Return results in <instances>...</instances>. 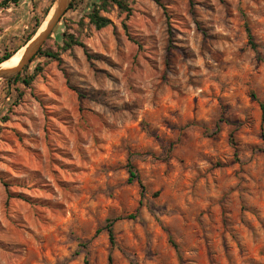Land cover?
<instances>
[{"label": "rangeland", "instance_id": "374dc122", "mask_svg": "<svg viewBox=\"0 0 264 264\" xmlns=\"http://www.w3.org/2000/svg\"><path fill=\"white\" fill-rule=\"evenodd\" d=\"M56 1L0 9V57ZM99 2L75 0L31 86L0 81V264H264V0H130L97 30Z\"/></svg>", "mask_w": 264, "mask_h": 264}, {"label": "trees", "instance_id": "16d2710c", "mask_svg": "<svg viewBox=\"0 0 264 264\" xmlns=\"http://www.w3.org/2000/svg\"><path fill=\"white\" fill-rule=\"evenodd\" d=\"M21 1L22 0H1L0 1V9L7 8L11 4L18 5ZM155 1L157 3H160V0H155ZM74 2H75V0L73 1V3L71 4L69 9H72L74 7ZM129 2H130V0H100V2L98 4H95L94 8L92 9L91 13L89 14L90 23L93 24L97 30H102V29H105V28L113 25V21L110 18H108L107 16L102 15V12H108L110 10L109 7H114V6H117L120 13H126L127 14L126 19H128L130 17V15L132 14V9L130 8ZM123 27L125 29L127 36L129 37V39L134 41L135 43H137L139 45V42L135 41L134 38L131 37V34L129 33V28H128L126 21H123ZM39 28H40V23H38L36 25L34 32L31 33L26 38L23 46L26 45L35 36V34L38 32ZM247 34H248L249 41L252 45V48L257 51L258 46L254 42V36H253L252 31L249 27H247ZM64 36H65V40H64L65 45L62 48L63 51H66L68 49H72L74 46H80V47L86 49L85 44L83 42H81L80 40L76 39L74 35L65 34ZM20 48H17L14 51L6 53L2 57H0V65L9 61ZM40 55L45 56L47 58H52V59L57 60L59 62L62 61L59 53H54L52 51L43 50V48H42L39 51V53L33 58L32 62ZM40 71H41L40 68H38L36 73H39ZM35 77H36V74H34L33 76H28L26 78H22L21 75H18V76L13 77L9 81L6 80V82H10V83L22 82L27 86H31ZM261 109H262V120L264 123V102L261 103ZM128 169H129V174H130L129 181L130 182L138 181L140 184V187L142 189V193L144 194L146 191V188L143 185V183L140 181L137 170H136L132 160H129ZM136 218H137V214H130V215H127L125 217L120 216V217H116V218H110L106 221V223L103 227L98 229L97 234L101 233L104 230H107L109 233L110 242H111L112 246H114L116 243L115 232H114L115 224L122 219L134 220ZM175 247L178 248L177 245ZM84 263L85 264H91L88 255L85 256ZM109 264H114L112 255L109 256ZM133 264H136V263H133Z\"/></svg>", "mask_w": 264, "mask_h": 264}, {"label": "water", "instance_id": "95a60500", "mask_svg": "<svg viewBox=\"0 0 264 264\" xmlns=\"http://www.w3.org/2000/svg\"><path fill=\"white\" fill-rule=\"evenodd\" d=\"M73 0H57L52 13L49 15L47 27L42 32H37L36 35L23 47H27L23 59L20 64L14 68H0V81L10 80L21 74L27 64L32 62L33 58L43 48L45 43L53 34L54 29L65 15ZM21 47L17 52H19ZM16 52V53H17Z\"/></svg>", "mask_w": 264, "mask_h": 264}, {"label": "bare ground", "instance_id": "6f19581e", "mask_svg": "<svg viewBox=\"0 0 264 264\" xmlns=\"http://www.w3.org/2000/svg\"><path fill=\"white\" fill-rule=\"evenodd\" d=\"M49 19H50V17L43 23L39 32H42L46 29ZM26 49H27V47H23L19 52L15 53L14 56L9 61L1 64L0 68H14V67L18 66L20 64L21 60L23 59V56L25 54Z\"/></svg>", "mask_w": 264, "mask_h": 264}]
</instances>
